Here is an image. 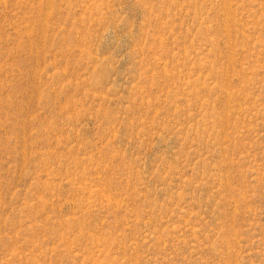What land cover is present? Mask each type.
<instances>
[{
	"label": "rangeland",
	"instance_id": "rangeland-1",
	"mask_svg": "<svg viewBox=\"0 0 264 264\" xmlns=\"http://www.w3.org/2000/svg\"><path fill=\"white\" fill-rule=\"evenodd\" d=\"M0 264H264V0H0Z\"/></svg>",
	"mask_w": 264,
	"mask_h": 264
},
{
	"label": "bare ground",
	"instance_id": "bare-ground-1",
	"mask_svg": "<svg viewBox=\"0 0 264 264\" xmlns=\"http://www.w3.org/2000/svg\"><path fill=\"white\" fill-rule=\"evenodd\" d=\"M231 102V101H230Z\"/></svg>",
	"mask_w": 264,
	"mask_h": 264
}]
</instances>
